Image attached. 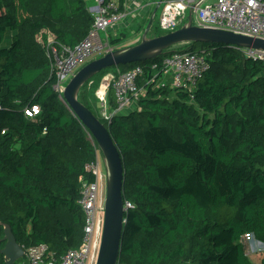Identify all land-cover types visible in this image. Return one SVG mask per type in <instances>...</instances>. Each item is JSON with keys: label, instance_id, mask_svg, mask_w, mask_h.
Instances as JSON below:
<instances>
[{"label": "trees", "instance_id": "obj_1", "mask_svg": "<svg viewBox=\"0 0 264 264\" xmlns=\"http://www.w3.org/2000/svg\"><path fill=\"white\" fill-rule=\"evenodd\" d=\"M93 23L89 0H0V264L4 224L22 246L48 244L55 258L83 241L79 198L97 152L90 136L98 143L54 89L47 44L75 46ZM152 28L150 36L165 34ZM123 41L110 36L112 46ZM185 43L118 65L144 66L145 89L135 108L111 120L96 106L110 68L79 92L123 158L131 206L118 264H256L243 237L264 244V62L232 44ZM175 52L200 54L209 68L192 89L174 88L170 78L147 83ZM108 100L115 107L114 93ZM35 105L38 114L28 116Z\"/></svg>", "mask_w": 264, "mask_h": 264}, {"label": "built area", "instance_id": "obj_2", "mask_svg": "<svg viewBox=\"0 0 264 264\" xmlns=\"http://www.w3.org/2000/svg\"><path fill=\"white\" fill-rule=\"evenodd\" d=\"M90 10L94 23L88 35L77 45L71 46L50 38L47 44V56L52 74L56 77L54 89L65 102L64 91L68 79L72 78L86 63L97 54L113 50L109 30L118 26L127 17V2L123 8L119 0H90ZM159 7L163 4L159 27L168 32L178 29L186 23L187 11L192 16L194 25L223 29L255 38L264 39V0H160L152 1ZM151 2V3H152ZM185 21V22H184ZM167 33V32H166ZM237 47V46H235ZM246 56L264 62V50L254 47H237ZM153 69H158L153 64ZM209 68L204 56L193 52H175L163 59L161 70L156 71L147 83L170 78L172 87L192 89L199 76ZM145 68L137 65L127 71L112 73L107 81H102L96 90V96L104 118H111L118 113L127 112L144 92L140 78ZM161 82V83H164ZM92 83V82H91ZM90 83V85H91ZM160 85L161 83L158 82ZM112 88L115 95V107H111L108 96ZM40 107L26 109L28 116L38 114ZM96 147V160L86 165L93 180L83 179L79 204L85 213L84 238L77 248L68 250L60 258H55L48 244L24 247L26 264H96L101 245L107 190V170L101 167L103 153L90 136ZM126 206H131L127 203ZM255 239L253 233H246L243 240Z\"/></svg>", "mask_w": 264, "mask_h": 264}, {"label": "water", "instance_id": "obj_3", "mask_svg": "<svg viewBox=\"0 0 264 264\" xmlns=\"http://www.w3.org/2000/svg\"><path fill=\"white\" fill-rule=\"evenodd\" d=\"M153 21L154 16L150 18L139 43L116 48L90 60L71 78L64 91L69 106L97 140L107 170L105 222L96 264H118L126 222L125 212L128 207L123 195L125 169L122 155L106 124L79 99L82 86L105 68L152 59L160 56L167 48L183 42H216L264 50L262 38L197 26L193 24L191 15L180 28L157 36L149 35ZM4 232L6 244L2 253L7 264H14L25 256V249L18 243L9 224H4Z\"/></svg>", "mask_w": 264, "mask_h": 264}, {"label": "rangeland", "instance_id": "obj_4", "mask_svg": "<svg viewBox=\"0 0 264 264\" xmlns=\"http://www.w3.org/2000/svg\"><path fill=\"white\" fill-rule=\"evenodd\" d=\"M138 1L140 2L139 5H142L144 3V1H141V0H138ZM93 3H94L93 1L89 0V6H92ZM162 9H163V4H161L157 8L155 13H154V17L155 18H154L153 28H152L153 32L166 33V32L169 31V30L161 29V27H159V25H158L159 24V18H160L161 13H162ZM146 12H147V7H143L140 10H138V15L137 16H135V17L133 16V18L130 19L131 22L134 21L135 24L133 23L134 24L133 25L131 23V26L133 25L132 27H130V28L128 27V28L124 29V32H123L124 41H123V43L121 45H119V47L113 46L114 47L113 50L116 49V48H121V47H125V46L126 47L127 46H133V45L137 44L138 42H140L142 40L143 34H144V31H143L144 29L143 28L145 27V29H146V27H147V25H146L147 24V19H144L143 21L142 20L138 21V20H140L139 17H143L144 15H146ZM188 19H189V12L187 11V15H186L184 20L187 22ZM136 21H138L139 23H136ZM141 22H143V23L141 24ZM140 24H141V26H139ZM118 28L120 30H122L121 29L122 28L121 25H119ZM140 29H142V30H140ZM138 30L140 32H138ZM118 31H119L118 29H110L109 30V34L112 35V36L113 35L115 36L116 32H118ZM185 44H186L185 42L179 43V44L174 45L172 48L173 49H181V48H183V46H185ZM101 55H103V54H97L96 56H94L93 59L98 58ZM108 68H110V70H109L110 72H108L104 76L103 81H107V79H108L107 76L112 75V73H118V70H119L118 66H111V67H108ZM70 80L71 79L69 78L66 84H68V82ZM109 92H110V94L114 93L112 91V88H110ZM90 98H91V100H93L92 95L90 96ZM133 105H136V103L134 102ZM96 106H97L98 111L100 113L102 110H101V107L99 106V102H98V104H96ZM101 167L104 168V169L106 168L103 158H102V161H101ZM246 247L248 249L249 256L252 258V260H254V262L256 264H261V259L263 257V253H264V244L261 241H258L256 239H254V240L251 239V240H248L246 242ZM15 264H26V257L24 256V257L18 259Z\"/></svg>", "mask_w": 264, "mask_h": 264}, {"label": "crops", "instance_id": "obj_5", "mask_svg": "<svg viewBox=\"0 0 264 264\" xmlns=\"http://www.w3.org/2000/svg\"><path fill=\"white\" fill-rule=\"evenodd\" d=\"M141 1H144V3L142 4V5H139V1L138 0H128V2H127V17H125L124 18V20L121 22V23H119L118 24V26H115L113 29H118L119 31L118 32H116V34H115V36H122L123 37V32H124V29L125 28H130V27H132L134 24H135V22L133 21V22H131V18H133V16L135 17V16H137L138 15V10H140L141 8H143V7H147V12H146V15H144L143 17H139V19L140 20H138V21H143L144 19H147L148 20V22H149V20H150V18L152 17V16H154V13H155V11L157 10V8H158V6H157V4H155V3H153L152 1H160V0H141ZM152 2V3H151ZM93 5V4H92ZM135 11V12H134ZM155 18V17H154ZM138 21H136V23H139ZM131 23L133 24L132 26H131ZM143 22H141V24H142ZM141 24L139 25V26H141ZM148 24V23H147ZM119 25H121L122 26V30H120L118 27H119ZM145 30V29H144ZM143 30V31H144ZM138 32H140L139 30H138ZM111 36V35H110ZM126 47V46H125ZM110 74V73H109ZM108 77V76H107ZM133 108H135L134 106L132 107V108H130L129 110H131V109H133ZM128 110V111H129Z\"/></svg>", "mask_w": 264, "mask_h": 264}]
</instances>
